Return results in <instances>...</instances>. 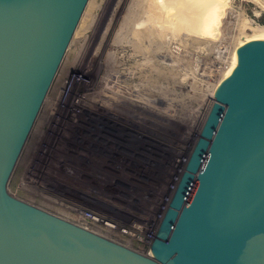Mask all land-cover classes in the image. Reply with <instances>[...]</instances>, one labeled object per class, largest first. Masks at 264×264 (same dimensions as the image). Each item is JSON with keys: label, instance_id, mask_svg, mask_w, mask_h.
<instances>
[{"label": "rangeland", "instance_id": "374dc122", "mask_svg": "<svg viewBox=\"0 0 264 264\" xmlns=\"http://www.w3.org/2000/svg\"><path fill=\"white\" fill-rule=\"evenodd\" d=\"M89 1L9 178L7 190L21 201L148 255L199 137L205 113L225 70H229L244 24L264 32V0H213V5L210 0L204 3L201 0L207 5L203 10L201 3L191 2L194 5L189 6L195 13L188 15L189 19L193 16L190 21H194L195 28L191 27L189 33L172 29L167 21L171 17L162 6L164 15L155 19L146 8L148 3L146 9L145 4L140 6V19L133 18L136 24L128 20L137 0ZM153 19L162 33L159 42L164 47L159 45L165 49L158 51L160 57L147 50L151 49L145 32L137 40L143 37L147 52L140 47L136 50L139 40L134 42L132 35L133 25L150 27L148 23L151 20L153 24ZM131 43H136V47ZM144 54L151 58L148 59L151 64L146 65ZM152 57H159L156 62L163 70L160 74L164 79L159 74V80L155 81L151 73Z\"/></svg>", "mask_w": 264, "mask_h": 264}, {"label": "water", "instance_id": "95a60500", "mask_svg": "<svg viewBox=\"0 0 264 264\" xmlns=\"http://www.w3.org/2000/svg\"><path fill=\"white\" fill-rule=\"evenodd\" d=\"M88 1L0 0V264H264V33L246 23L148 255L8 192Z\"/></svg>", "mask_w": 264, "mask_h": 264}, {"label": "bare ground", "instance_id": "6f19581e", "mask_svg": "<svg viewBox=\"0 0 264 264\" xmlns=\"http://www.w3.org/2000/svg\"><path fill=\"white\" fill-rule=\"evenodd\" d=\"M118 1H119V0H118ZM160 1H161V0H148V1L146 0V3H144L145 0H137L138 3H137L135 6H132V5H131V1H129V2H130V5L134 8V9L132 8L134 11L131 12V13H132L131 15H129V12H130V11H129V12L127 11V12H128L127 14L129 15V17L131 16V17H130V21L128 20V22H129V23H130V22L132 23V21H133V22H134V21H137V20H134V19H136L137 17H139V16L141 15V14H140V12H141V7H140V6H142L143 4H145V5L143 6L144 9L148 8V9L154 14V19H155V18H159V17H161V16L164 15L162 11L165 10V9H163V8L165 7V8H167V12H168V13L166 12L167 15H169V16L171 17L170 20H167L168 18H166V20H167V21H170V23H171V25H172L171 27H173L172 29H175V30H177V31H179V30H181V29H182V30L184 29L183 31H185V32L187 31V32L189 33V32H191V29H192V28H195V26H194V24H193L194 21H193V22H191L192 20L190 21V19L193 17V16H192V15H193V12L195 11L194 9H192L191 6H189L190 4H191L192 6L194 5V4L191 3V2H194V1H195V3H198V2L201 3V5H202V6L200 5L201 9H202V8L205 9V7H207V5L205 6V4H202V1H201V0H191V1H189V0H184V1H182V0H165V1H162V3H164V4H162ZM188 1H189L190 3H189ZM205 1H206V0H205ZM215 1H216V0H215ZM215 1H214V2H215ZM219 1H220V0H219ZM89 2H90V1H88L87 6H88ZM159 2H160V3H159ZM206 2H207V1H206ZM210 2L212 3V5L214 4V3H213V0H212V1L210 0ZM221 2H222V1H221ZM135 3H136V2H135ZM147 3H148V5H147ZM158 3H159V5H158ZM199 3H198V4H199ZM203 3H204V0H203ZM208 3H209V2H208ZM208 3H207V4H208ZM211 3H209V4H211ZM225 3H226V2H225ZM225 3H224V4H225ZM252 3H253V2H252ZM254 3H255V2H254ZM140 4H141V5H140ZM160 4H161V5H160ZM146 5H147V7L145 8ZM164 5H165V6H164ZM203 5H204V7H203ZM220 5H221V3H220ZM220 5H219V6H220ZM87 6H86V7H87ZM160 6H162L163 8H161ZM127 7H128V6H127ZM189 7H190V8H189ZM222 7H223V6H222ZM129 8H130V7H129ZM129 8H128V9H129ZM143 8H142V9H143ZM193 8H194V7H193ZM144 9H143V11H145ZM191 9H192V10H191ZM203 9H202V10H203ZM129 10H130V9H129ZM189 10H191V11H189ZM193 10H194V11H193ZM85 11H86V10H85ZM85 11H84V12H85ZM143 11H142V12H143ZM192 11H193V12H192ZM112 12H113V11H112ZM145 12L147 13V11H145ZM145 12L142 13L143 16L146 15ZM189 12H190V13H189ZM188 13H189V14H192V15H190V17L192 16L190 19H189V15H188ZM194 13H195V12H194ZM83 14H85V13H83ZM138 14H139V16H138ZM148 14H149V13H147V15H148ZM124 15H125V14H124ZM135 15H137V16L134 17ZM82 16H83V15H82ZM143 16H142V17H143ZM149 16H150V14H149ZM142 17H141V18H142ZM145 17H147V16H145ZM81 18H83V17H81ZM113 18H114V17H113ZM126 18H127V17H126ZM133 18H134V19H133ZM148 18H149V17H147V18H145V19H148ZM151 18H152V17H150L149 19H151ZM120 19H121V18H120ZM124 19H125V18H124ZM137 19H138V18H137ZM139 19H140V17H139ZM154 19H153V22H154ZM160 19H161V18H160ZM162 19H163V17H162ZM162 19H161V20H162ZM109 20H110V19H109ZM111 20H112V19H111ZM111 20H110V21H111ZM141 20H143V18H142ZM141 20H139V21H141ZM81 21H82V20H81ZM92 21H93V20H92ZM124 21L126 22L127 19L124 20ZM124 21H122V23H123ZM144 21L146 22V20H144ZM147 21L149 22V20H147ZM159 21H160V20H159ZM167 21H166V22H167ZM94 22H96V21H94ZM107 22H109V21H107ZM128 22L126 23V24H127V25H126L127 27H129V26H128ZM160 22H161V21H160ZM160 22H159V26H160ZM164 22H165V21H164ZM166 22H165V23H166ZM122 23H121V24H122ZM134 23H136V22H134ZM134 23H133V24H134ZM141 23H142V22H141ZM146 23H147V22H146ZM146 23H145L144 26H146ZM150 23H151V20H150ZM150 23H148L149 25H151L150 27L147 25V26L144 27V28H142V26H141V25H143V24H139L141 27L135 26L137 23H136L135 25H133L134 27L131 25V26L134 28V30H133V34H132V35H134V37H133L134 42H135V40H136V42L139 40V41H138L139 44L137 43V47L134 45V44H136V43H133V44L131 43V45L135 46V47L137 48L136 50H138V47H140L139 49H142L143 52H144L143 48H144L145 51H146V48H145L144 46H147V45H146V44L144 45V43H142V42H143V40H142L143 37H142L141 39L139 38V39L137 40V38H138L137 36H140V37H141L142 35H145V33H146V36H147V35L149 36V37H148V39H149V48L151 49V50H149V49L147 48V50L150 51L149 53H151V54H155V53H156L155 56H159V54H158V53L160 52L159 50H162V49H163L164 52H165V49L162 48V47H164V46H162V44L160 43V42H162V40H161V41L159 40V39L162 38V37L159 38V35H160V34L162 35V33H160V32H159V28H158L157 26H155V25H156L155 22H154L153 24H150ZM161 23H162V22H161ZM108 24H109V23H108ZM121 24H120V25H121ZM154 24H155V25H154ZM157 24H158V23H157ZM167 24H168V23H167ZM123 25H125V23L122 24V26H123ZM129 25H130V24H129ZM161 25H162V24H161ZM163 25H164V24H163ZM163 25H162V27H163ZM126 26H125V27H126ZM106 27L109 29L110 26L108 27V26L106 25ZM125 27H123V28L125 29ZM165 27H166V25H165ZM168 27H169V26H168ZM168 27H167V28H168ZM191 27H192V28H191ZM104 28H105V27H104ZM107 28H105V29H107ZM110 28H111V27H110ZM120 28H122V27H120ZM163 28H164V27H163ZM257 28H258V27H257ZM257 28H256V29H257ZM108 29H107V30H108ZM126 29H127V28H126ZM129 29H130V28H129ZM146 29H147V30H146ZM161 29H162V28H161ZM259 29H260V28H259ZM85 30H86V29H85ZM85 30H84V32H85ZM165 30H166V29H165ZM168 30H169V28H168ZM257 30H258V29H257ZM122 31H123V30H122ZM127 31H128V29H127ZM130 31H131V30H130ZM162 31H164V30H162ZM162 31H161V32H162ZM170 31H171V30H170ZM172 31H174V30H172ZM183 31H181V32H183ZM260 31H262V29H261ZM105 32H106V31H104V33H105ZM107 32H108V31H107ZM124 32H125V30H124ZM144 32H145V33H144ZM187 32H186V33H187ZM102 33H103V32H102ZM120 33H121V31H120ZM120 33H119V34H120ZM147 33H148V34H147ZM171 33H172V32H171ZM176 33H177V32H176ZM263 33H264V32H263ZM113 34H114V33H113ZM115 34H116V33H115ZM121 34H122V33H121ZM130 34H131V33H130ZM104 35H105V34H104ZM104 35H103V37H105ZM116 35H117V34H116ZM122 35L125 37L124 33H123ZM122 35L120 36L121 39H122ZM127 35H128V33H127ZM169 35H170V34H169ZM169 35H168V36H169ZM172 35H174V34L172 33ZM172 35H170V36H172ZM179 35H181V34H179ZM106 36H107V35H106ZM118 36H119V35H117V37H118ZM166 36H167V34H166ZM176 36H177V35H176ZM117 37H116V38H117ZM120 37H119V38H120ZM124 37H123V38H124ZM126 37H127V36H126ZM129 37H130V36H129ZM163 37H165V36H163ZM101 38H102V37H101ZM113 38H115V36H114ZM116 38H115V39H116ZM119 38H118V39H119ZM144 38H146V37L144 36ZM169 38H170V37H169ZM179 38H180V37L178 36L177 41L179 40ZM115 39H114V40H115ZM125 39H126V38H125ZM166 39H167V38H166ZM99 40H100V39H99ZM101 40H103V39H101ZM126 40H128V39H126ZM133 40H132V41H133ZM144 40H147V39H144ZM173 40H176L175 37H174ZM173 40H172V42H173ZM119 41H120V39H119ZM122 41H123V40H121L120 42L122 43ZM159 41H160V42H159ZM164 41H165V38H164ZM164 41H163V42H164ZM168 41H170V40H168ZM113 42H114V41H113ZM116 42H117V41H116ZM120 42H119V43H120ZM123 42H124V41H123ZM174 42L176 43V41H174ZM99 43L101 44V42H99ZM111 43H112V41H111ZM125 43H126V42H125ZM129 43H130V41H129ZM141 43H142L143 45H142ZM166 43H167V42L165 41V44H166ZM168 43H169V42H168ZM102 44H103V41H102ZM102 44H101V46H102ZM117 44H118V43H117ZM159 44H161L162 47H161ZM165 44H164V45H165ZM177 44H178V43H177ZM177 44H175V45H177ZM113 45H114V44H113ZM125 45H129V44L127 43V44H125ZM138 45H139V46H138ZM97 46H99V45H97ZM122 46H123V45H122ZM133 46H132V47H133ZM165 46H166V45H165ZM170 46H171V44H170ZM99 47H100V46H99ZM119 47H120V46H119ZM125 47H126V46H125ZM141 47H142V48H141ZM97 48H98V47H97ZM100 48H101V47H100ZM116 48H117V47H116ZM167 48L170 50L169 46H167ZM121 49H122V48H121ZM123 49H124V48H123ZM95 50H96V49H95ZM163 50H162V51H163ZM237 50H238V49H237V47H236V49L234 50V52H233V51H232L233 53L231 52V53H232V57L230 58V59H231L230 67H231L233 61L235 60V57H236V55H237ZM138 51H139V50H138ZM140 51H141V50H140ZM158 51H159V52H158ZM162 51H161V52H162ZM146 52H147V51H146ZM166 52H167V50H166ZM97 53H98V52H97ZM107 53H109V52L107 51ZM113 53H114V52H113ZM133 53H134V52H133ZM149 53H148V54H149ZM168 53H170V52H168ZM168 53H166L167 56H168ZM109 54L112 55V52H110ZM109 54H106V55L108 56ZM148 54H147V56H149ZM157 54H158V55H157ZM170 54H171V53H170ZM170 54H169V56L171 57ZM117 55H118V54H117ZM126 55H128V54H126ZM142 55H143V54H142ZM144 55H145V54H144ZM107 56H106V58H107ZM114 56H115V55H114ZM139 56H140V54H139ZM160 56H161V55H160ZM160 56H159V57H160ZM165 56H166V55H165ZM167 56H166V57H167ZM108 57H109V56H108ZM133 57H136V55L133 56ZM143 57H144V56H143ZM150 57H151V56H150ZM159 57H156V58H159ZM104 58H105V57H104ZM110 58H112V57H110ZM110 58H109L108 60H110ZM126 58H127V57H126ZM145 58L147 59L146 55H145ZM152 58H154V57H152ZM156 58H154V60H152V61H153V66H151V69H152V72H151V73H154V79H156L155 81H158L159 79H157V78H158V77L160 78V76L162 75V74H160V73H161L160 71H161L162 69L159 67V63H158V65H157V62H156V61H158V60H156ZM162 58H163V57H162ZM162 58H161V59H162ZM168 58H169V57H168ZM128 59H129V58H128ZM135 59H136V58H135ZM139 59H140V58H139ZM146 59H145V60H146ZM148 59H149V58H148ZM148 59H147V61H148ZM150 59H151V58H150ZM150 59H149V60H150ZM165 59H166V58H165ZM165 59H164V61H165ZM171 59H172V57H171ZM174 59H175V58H174ZM174 59H173V60H174ZM108 60H107V61H108ZM111 60H112V59H111ZM111 60H110V61H111ZM116 60H118V59H116ZM145 60H144V61H145ZM110 61H108V62H110ZM132 61H133V60H132ZM144 61H143V62H144ZM147 61H146V62H147ZM150 61H151V60H150ZM162 61H163V59H162ZM112 62H113V61H112ZM135 62H137V60H136ZM140 62H141V61H140ZM149 63H150V62L148 61V64H146V65H149ZM170 63H171V62H170ZM172 63H175V62L172 61ZM106 64H107V63H106ZM119 64H121V63H119ZM138 64H139V61H138ZM138 64H137V65H138ZM142 64H145V63H142ZM150 64H151V63H150ZM160 64H161V63H160ZM175 64H176V63H175ZM175 64H174V65H175ZM228 64H229V63H228ZM139 65H140V64H139ZM139 65H138V67H139ZM172 65H173V64H172ZM110 66H111V65H110ZM117 66H118V65H117ZM119 67H120V66H119ZM135 67H136V66H135ZM140 67H141V66H140ZM145 67H146V66H145ZM161 67H162V66H161ZM230 67H229V69H230ZM129 68H130V67H129ZM146 68H147V67H146ZM162 68H163V67H162ZM105 69H106V68H105ZM107 69H108V68H107ZM110 69H111V68H110ZM117 69H118V68H117ZM133 69H134V68H133ZM136 69H137V68H136ZM143 69H144V68H143ZM112 70H113V69H112ZM164 70H165V69H164ZM117 71H118V70H117ZM122 71H123V70H122ZM142 71H143V70H142ZM150 71H151V70H150ZM162 71H163V70H162ZM166 71H167V70H166ZM166 71H164V72H166ZM174 71H175V70H174ZM225 71H228V70H225ZM113 72H114V71H113ZM139 72H140V71H139ZM175 72H176V74H177V71H175ZM114 73H115V72H114ZM162 73H163V72H162ZM166 73H167V72H166ZM226 73H227V72H226ZM106 74L109 75L107 72H106ZM110 74H111V73H110ZM149 74H150V73H149ZM159 74H160V76H159ZM167 74H168V73H167ZM174 74H175V73H174ZM176 74H175V75H176ZM140 75H143V74H140ZM224 75H225V74H224ZM112 76H113V75H112ZM116 76H117V75H116ZM130 76H131V75H130ZM133 76H134V75H133ZM145 76H146V75H145ZM162 76H163V75H162ZM165 76H166V74H165ZM109 77H110V76H109ZM118 77H119V76H118ZM167 77H168V76H167ZM104 78H105V77H104ZM107 78H108V77H107ZM149 78L151 79V76H149ZM177 78H178V75H177ZM118 79H119V78H118ZM163 79H164V76H163ZM104 80H105V79H104ZM116 80H117V78H116ZM152 80H153V79H152ZM144 81H145V79H144ZM149 81H150V80H149ZM155 81H154V82H155ZM219 81H220V80H219ZM221 81H222V80H221ZM221 81H220V82H221ZM110 82H111V81H110ZM117 82H118V81H117ZM146 82H147V81H146ZM118 83H119V82H118ZM120 83H121V82H120ZM150 83H151V82H150ZM157 83H158V82H157ZM213 84H214V83H213ZM116 85H117V84H116ZM214 85H215V84H214ZM136 87H137V85H136ZM137 88H138V87H137ZM137 88H136V89H137ZM134 89H135V88H134ZM138 89H139V88H138ZM105 90H106V89H105ZM139 90H140V89H139ZM103 92H104V91H103ZM137 92H139V91H137ZM121 93H122V91H121ZM128 93H129V92H128ZM128 93H127V94H128ZM121 95H123V94H121ZM135 96H136V95H134V97H135ZM138 96H139V95H138ZM141 96H142V95H141ZM119 97H120V96H119ZM111 98H112V97H111ZM111 98H109V99H111ZM138 98H139V97H138ZM140 98H143V97H140ZM84 99H85V98H84ZM114 99H115V98H114ZM142 100H143V99H142ZM151 100H152V99H151ZM114 101H115V100H114ZM153 101H154V100H153ZM141 102H142V101H141ZM85 104H86V103H85ZM109 104H110V102H109ZM109 104H108V105H109ZM111 104H112V103H111ZM142 104H144V103H142ZM104 106H105V105H104ZM51 107H52V105H51ZM53 108H54V105H53ZM157 109H158V108H157ZM118 110H119V109H118ZM51 112H53V111L51 110ZM92 112H93V111H92ZM87 114H88V113H87ZM133 114H134V113H133ZM205 114H206V113H205ZM139 117H140V116H139ZM87 118H88V117H87ZM92 118H93V117H92ZM92 118H91V119H92ZM87 120H88V119H87ZM97 120H98V119H97ZM141 120H142V119H141ZM96 122H97V121H96ZM100 124H101V123H100ZM86 125H87V124H86ZM112 126H113V125H112ZM89 127H90V126H89ZM97 127H100V126H97ZM87 128H88V127H87ZM94 128H95V127H94ZM110 128H112V127H110ZM153 128H154V127H153ZM85 129H86V128H85ZM85 129H83V130H85ZM90 129H91V128H90ZM101 129H102V128H101ZM108 129H109V128H108ZM104 130H105V129H104ZM113 130H116V129H113ZM142 130H143V129H142ZM88 131H89V130H88ZM101 131H103V130H101ZM107 131H108V130H107ZM118 131H119V129H118ZM143 131H144V130H143ZM91 132H92V131H91ZM140 132H141V131H140ZM156 132H157V131H156ZM100 133H101V132H100ZM111 133H112V132H111ZM113 133H115V132H113ZM119 133H120V132H119ZM123 133H124V132H123ZM92 134H93V133H92ZM95 134H96V133H95ZM137 134H138V133H137ZM137 134H136V135H137ZM140 134H141V133H140ZM89 135H90V134H89ZM130 135H131V133H130ZM155 135H156V134H155ZM118 136H119V135H118ZM113 137H115V136L113 135ZM116 137H117V136H116ZM120 137H121V136H120ZM140 137H141V136H140ZM197 137H198V136H197ZM95 138H96V137H95ZM125 138H126V137H125ZM146 138H147V137H146ZM97 139H99V137H98ZM111 139H112V138H111ZM122 139H123V138H122ZM140 139H141V138H140ZM107 140H108V139H107ZM109 140H110V139H109ZM122 141H123V140H122ZM126 141H127V140H126ZM136 141H137V140H136ZM95 142H96V141H95ZM103 142H104V141H103ZM120 142H121V140H120ZM128 142H129V141H128ZM141 142H143V140H142ZM92 143H93V142H92ZM96 143H98V141H97ZM114 143L116 144V142H114ZM121 143H122V142H121ZM121 143H119V144H121ZM123 143H124V142H123ZM135 143H136V142H135ZM135 143H133V144H135ZM138 143H139V142H138ZM103 144H104V143H103ZM108 144H109V143H108ZM115 144H114V145H115ZM125 144H127V143L125 142ZM133 144H131V145H133ZM143 144H144V143H143ZM99 145H100V144H99ZM99 145H98V146H99ZM118 146H119V145H118ZM120 146H121V145H120ZM140 146H141V145H140ZM147 146H148V145H147ZM147 146H146V147H147ZM90 147H91V146H90ZM93 147H94V146H93ZM102 147H103V146H102ZM142 147H143V146H142ZM149 147H150V146H149ZM98 148H100V147H98ZM98 148H97V149H98ZM131 148H132V146H131ZM154 149H155V148H154ZM110 150H111V149H110ZM110 150H109V151H110ZM150 150H151V149H150ZM152 150H153V149H152ZM116 151H117V150H116ZM141 151H142V150H141ZM134 152H135V151H134ZM138 152H139V151H138ZM154 152H155V151H154ZM157 152H158V151H157ZM97 153H98V152H97ZM121 153H122V152H121ZM160 153H161V152H160ZM91 154H92V153H91ZM115 154H116V153H115ZM135 154H136V153H135ZM140 154H141V153H140ZM151 154H152V153H151ZM101 155H102V154H101ZM126 155H127V154H126ZM142 155H143V154H141V156H142ZM79 156H80V155H79ZM114 156H115V155H114ZM114 156H113V157H114ZM120 157H121V156H120ZM107 158H108V157H107ZM181 162H182V161H181Z\"/></svg>", "mask_w": 264, "mask_h": 264}]
</instances>
